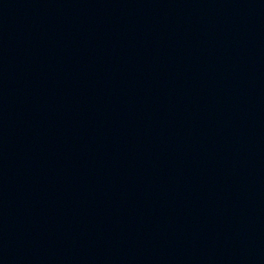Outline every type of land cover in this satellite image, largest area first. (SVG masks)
<instances>
[{
  "label": "water",
  "instance_id": "water-1",
  "mask_svg": "<svg viewBox=\"0 0 264 264\" xmlns=\"http://www.w3.org/2000/svg\"><path fill=\"white\" fill-rule=\"evenodd\" d=\"M0 264H54L1 166Z\"/></svg>",
  "mask_w": 264,
  "mask_h": 264
}]
</instances>
